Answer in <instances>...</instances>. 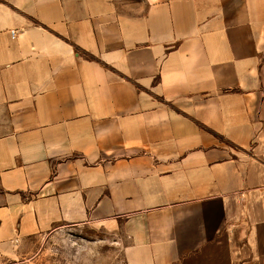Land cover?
Returning <instances> with one entry per match:
<instances>
[{
    "label": "crops",
    "instance_id": "obj_1",
    "mask_svg": "<svg viewBox=\"0 0 264 264\" xmlns=\"http://www.w3.org/2000/svg\"><path fill=\"white\" fill-rule=\"evenodd\" d=\"M53 243L264 264V0H0V264Z\"/></svg>",
    "mask_w": 264,
    "mask_h": 264
},
{
    "label": "rangeland",
    "instance_id": "obj_2",
    "mask_svg": "<svg viewBox=\"0 0 264 264\" xmlns=\"http://www.w3.org/2000/svg\"><path fill=\"white\" fill-rule=\"evenodd\" d=\"M65 252L68 254L69 250H65L64 248H61V246H59V244L53 243L51 252L47 255L46 260L42 261V263L43 264H60V263L64 264V263H67V260L69 262V256L67 259V255L63 254ZM6 264H25V263H22V261H20V262L15 261V262H7Z\"/></svg>",
    "mask_w": 264,
    "mask_h": 264
},
{
    "label": "built area",
    "instance_id": "obj_3",
    "mask_svg": "<svg viewBox=\"0 0 264 264\" xmlns=\"http://www.w3.org/2000/svg\"><path fill=\"white\" fill-rule=\"evenodd\" d=\"M12 36L14 37L15 36V33H12Z\"/></svg>",
    "mask_w": 264,
    "mask_h": 264
}]
</instances>
